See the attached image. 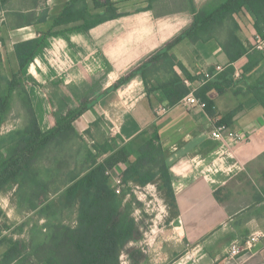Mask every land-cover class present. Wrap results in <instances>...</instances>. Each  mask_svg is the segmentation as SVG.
I'll list each match as a JSON object with an SVG mask.
<instances>
[{"label":"crops","instance_id":"crops-1","mask_svg":"<svg viewBox=\"0 0 264 264\" xmlns=\"http://www.w3.org/2000/svg\"><path fill=\"white\" fill-rule=\"evenodd\" d=\"M111 1L120 16L85 26L81 20L55 24L70 0H0V13L6 15L0 24V48L7 76L20 70L21 55H27L45 37L22 73L42 131L94 99L74 121L79 133L96 121L101 130L106 122L102 134L115 139L114 146L119 148L157 128L170 162L177 214L173 211L165 224H156L160 233L151 254L140 245L142 236L130 243L124 253L130 264H264V105L256 93L264 60L245 74V80L222 93L216 89L208 92L214 115L199 106H185L181 100L170 103L162 90H152L151 84L148 87L139 73L108 91L186 30L196 15L203 18L227 0ZM87 3L92 13L105 11L94 0ZM43 14L46 19L40 20ZM235 17L241 26L238 36L264 54L256 45L258 32L249 11L244 9ZM170 53L193 76L200 77L190 81L174 66L194 94L205 85L206 74L214 77L229 64L216 39L194 42L185 38ZM249 61L246 55L233 63L236 80ZM148 77L155 85L157 77L168 76L148 72ZM234 110L236 115L228 126L245 131L246 139L228 143L212 138L211 131ZM124 169V164L117 165L113 174H122ZM154 185L141 187V191ZM143 209L142 203L136 206V216ZM138 221L143 229V219ZM255 233L262 236L240 257L227 255L231 245L243 247Z\"/></svg>","mask_w":264,"mask_h":264},{"label":"trees","instance_id":"trees-1","mask_svg":"<svg viewBox=\"0 0 264 264\" xmlns=\"http://www.w3.org/2000/svg\"><path fill=\"white\" fill-rule=\"evenodd\" d=\"M94 3L96 7H105V11L92 13L87 0H70L55 24L81 20L87 26L122 14L111 0H94ZM244 9L251 14L257 32L264 36V0H227L203 18L196 15L186 30L120 78L108 91L119 88L139 73L148 87L152 85V90H162L172 104L179 102L190 93V88L174 66L178 65L190 81L200 77L193 76L177 61L170 53L171 48L185 38L194 42L216 39L222 44L229 64L214 77L205 75V85L195 92L206 102L207 112L214 115V101L208 92L212 89L224 92L245 80V74L264 60L262 51L246 45L238 36L241 26L235 16ZM45 19L46 14H43L40 20ZM44 38L27 55H21V68L17 73L12 77L0 76L5 83L3 89L0 87V195L12 191L18 211L36 217L35 222L29 224L28 239H9L10 246L0 257V264L27 261L32 264H121L130 243L142 236L135 214L141 202L131 187L117 193L107 171L125 164L123 180L141 187L155 184L176 215L177 201L168 156L156 127L152 133L144 131L119 148L114 146L115 139H106V134L97 137L101 132L99 121L79 133L74 121L96 99L83 103L53 128L42 131L22 73ZM246 55L250 61L244 66L242 77L236 80L233 63ZM0 65H4L1 52ZM148 72L168 77H157L155 86ZM256 87L259 101L264 105V72ZM16 103H21L23 120L3 132L1 126ZM236 112L227 113L220 122L230 125ZM106 154L109 155L106 157ZM100 155L105 157L101 159ZM40 220H44L42 225Z\"/></svg>","mask_w":264,"mask_h":264},{"label":"rangeland","instance_id":"rangeland-1","mask_svg":"<svg viewBox=\"0 0 264 264\" xmlns=\"http://www.w3.org/2000/svg\"><path fill=\"white\" fill-rule=\"evenodd\" d=\"M2 17L0 13V24L4 23L6 20L5 12L4 18ZM4 75H7L5 66L0 65V76ZM4 85L5 83L0 80V87L2 89L4 88ZM20 104L21 103H16L15 106L12 107L9 117L1 126V130L3 132H7L23 120V111ZM103 124L104 126L101 129L102 131L100 130L101 132L99 135L97 136V132L94 133L98 138L100 134L106 132V122H103ZM87 137L89 140L92 139L89 135ZM104 157V155H100L101 159ZM137 199L142 203V207H144L143 211L137 214V216L140 217V220L143 219L144 221V228L142 229L143 234L141 238L142 243L140 245L144 246L146 249L145 253L149 255L157 243L156 235L160 233L156 224L158 225L160 222L165 224L166 220L171 217L173 209L165 201L156 185L150 186V188L144 191H140L137 194ZM33 215L34 214H25L18 211L13 201L12 191L0 195V257L9 248V239H28L30 228L29 224L35 222L34 219H36ZM39 223L42 225L44 222L40 220ZM124 260L126 261L124 264H130L126 255L124 256ZM30 264H32V262H30Z\"/></svg>","mask_w":264,"mask_h":264},{"label":"built area","instance_id":"built-area-1","mask_svg":"<svg viewBox=\"0 0 264 264\" xmlns=\"http://www.w3.org/2000/svg\"><path fill=\"white\" fill-rule=\"evenodd\" d=\"M1 17L4 18L3 12L1 13ZM255 40H256L257 47L259 49L264 50V36H262L261 34L258 33L256 35ZM220 68L221 67H219V69ZM206 76H207V78L211 77L210 74H206ZM180 102L182 104H184L185 106H188V107L199 106V107H202L205 109L207 106L206 102L202 101L194 93L188 94ZM211 137L216 139V140H220V141H224V142H228V143H239V142L244 141L246 139V132L233 130L227 124L221 123V124L217 125L211 131ZM124 166H125V164H124ZM107 175H109V177L112 178V180H113L112 182H113V185H114L117 193H122L125 189L130 188V187H131L130 189H132L131 191L134 192L135 194H137L138 191H141V186L135 185L133 183H126L123 180L122 174L114 175L113 169L108 170ZM130 196H131V194L128 193L127 198H129ZM136 217L138 220L139 217L138 216H136ZM261 236H262L261 233H255L254 235L250 236L248 238V240L246 241L245 246H243V247L238 243H234L228 249L227 255L231 258L240 257L242 255V252L245 249H250ZM124 256H125V254H123L121 257V260H122L121 264H124V262H126L124 260Z\"/></svg>","mask_w":264,"mask_h":264}]
</instances>
